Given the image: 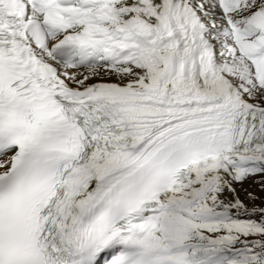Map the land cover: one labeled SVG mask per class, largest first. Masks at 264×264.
Segmentation results:
<instances>
[{"label": "bare ground", "instance_id": "bare-ground-1", "mask_svg": "<svg viewBox=\"0 0 264 264\" xmlns=\"http://www.w3.org/2000/svg\"><path fill=\"white\" fill-rule=\"evenodd\" d=\"M165 1H157L161 8L159 10H168L165 7ZM175 1L180 4H191V0ZM120 15L117 13L115 22L103 27L100 34L103 39H116L117 43L132 42L130 53L119 50L118 60H116L118 62L108 60L96 67L75 71L72 69L73 76L71 78H60L55 73H50L48 80L54 93H75L85 98L98 97L109 100L112 106L116 108L140 110L145 113L197 110L210 108L212 105L216 106L219 100L217 95L223 90L218 88L219 84L213 82V78L200 79L198 75L195 80L187 64L185 68L178 64L177 59H179L180 54H177L176 44L178 40L176 39L181 37L178 31L172 30L162 34L164 31L162 30L158 31L156 35H151L150 26L156 24L155 20L144 16L137 9L129 10L124 17H120ZM141 21L146 27L138 29ZM93 24L94 19L91 14L81 21V25ZM114 25H120L122 33L109 34ZM160 39L168 41L167 45L160 43ZM115 44L113 47H116ZM219 65L227 68L230 67V62L226 65L223 61ZM132 68L135 69L128 71L129 74L119 75L117 73L119 70ZM143 68L145 71L139 75L138 80H132L134 79L132 75ZM238 74L243 79V72ZM247 99L250 103L264 107V89L258 90ZM159 137V133L154 134L152 141H158ZM25 149L26 144L19 143L11 149L10 153H0V177L11 167L13 157ZM107 163L110 167H114L116 164L118 165L119 160L109 158ZM213 177L221 185L223 194H213L208 204L216 205L218 211H226L231 215L244 214L245 212H240L237 208L230 206L232 202L244 205L243 202H237L238 193L241 192L236 186L241 184L236 185L227 171L215 172ZM229 178L231 181H228ZM202 184H206V182H202ZM90 193L88 197L92 200L95 195L94 189L90 190ZM228 193L237 199L225 197V194L228 195ZM167 225L169 228L172 227L170 222Z\"/></svg>", "mask_w": 264, "mask_h": 264}, {"label": "rangeland", "instance_id": "rangeland-1", "mask_svg": "<svg viewBox=\"0 0 264 264\" xmlns=\"http://www.w3.org/2000/svg\"><path fill=\"white\" fill-rule=\"evenodd\" d=\"M134 69L135 68L130 70L122 69L117 73L119 75L129 74V72L134 71ZM143 71H145V68L141 71H136L135 75H132L134 78L132 80H138L139 75ZM120 80L123 81V79ZM218 88H221L220 85ZM228 181H231V179L229 178ZM235 184L238 185L237 183ZM236 188L241 192L238 193L239 199L237 202H243L244 205L240 204V206L239 204L232 202L230 203V206L245 213L233 214L232 220L225 222L226 224L220 226H213L210 229V233L213 235L235 237L244 241L246 244L248 243L249 246L253 247L254 252V262L252 264H264V174L257 177H251L249 180L241 183L240 186H236ZM222 194L223 193L219 195ZM230 195L231 194L229 193L228 195L225 194V197L237 199Z\"/></svg>", "mask_w": 264, "mask_h": 264}]
</instances>
